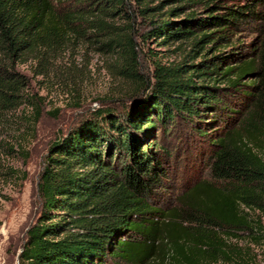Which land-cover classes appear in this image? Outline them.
Listing matches in <instances>:
<instances>
[{
    "label": "trees",
    "instance_id": "16d2710c",
    "mask_svg": "<svg viewBox=\"0 0 264 264\" xmlns=\"http://www.w3.org/2000/svg\"><path fill=\"white\" fill-rule=\"evenodd\" d=\"M149 41L165 56L148 48L145 73ZM76 54L99 56L109 87L44 156L19 264H253L264 245V0H0V168L15 153L10 115L27 104L34 126L42 114L18 66L52 74L79 107ZM185 134L215 135L207 175L163 204L166 142Z\"/></svg>",
    "mask_w": 264,
    "mask_h": 264
},
{
    "label": "rangeland",
    "instance_id": "374dc122",
    "mask_svg": "<svg viewBox=\"0 0 264 264\" xmlns=\"http://www.w3.org/2000/svg\"><path fill=\"white\" fill-rule=\"evenodd\" d=\"M141 48V69L145 73H151L152 59L148 48L153 49L160 57L165 56V49L152 41L142 44ZM81 54L75 56V65L84 73L79 86V107L75 106V100L68 93L66 86L58 84L52 74L37 75V66L31 61L18 66L28 77V93L41 97L42 114L38 122L31 126L28 121H31L33 108L25 104L9 117L8 140L14 146L15 153L4 157L0 173L4 172L6 167H12L16 173L11 176L0 175V264H19L18 256L25 242L26 231L39 214L37 183L44 156L51 143L66 134L81 115L98 107L103 103L101 99H105L109 76L103 68L101 58L95 54H88L83 58ZM60 61L57 65H60ZM217 127L206 126L209 135L214 134ZM213 136H195L194 144L184 140L186 134L182 140L177 136L168 139L166 145L171 149L173 147V156L166 165L167 181L159 191L163 204L174 200L190 180L207 175L208 160L205 153H208L209 149L208 138ZM187 144L193 145V148L186 152L184 147ZM25 152L28 153L27 157L23 154ZM262 221L264 224V217ZM252 249L255 259L253 264H264V245L252 246Z\"/></svg>",
    "mask_w": 264,
    "mask_h": 264
}]
</instances>
